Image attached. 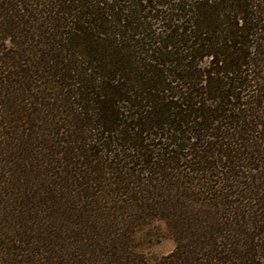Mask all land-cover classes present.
I'll return each instance as SVG.
<instances>
[{
	"label": "trees",
	"instance_id": "obj_1",
	"mask_svg": "<svg viewBox=\"0 0 264 264\" xmlns=\"http://www.w3.org/2000/svg\"><path fill=\"white\" fill-rule=\"evenodd\" d=\"M153 218L264 259V0H0V264H153Z\"/></svg>",
	"mask_w": 264,
	"mask_h": 264
},
{
	"label": "rangeland",
	"instance_id": "obj_2",
	"mask_svg": "<svg viewBox=\"0 0 264 264\" xmlns=\"http://www.w3.org/2000/svg\"><path fill=\"white\" fill-rule=\"evenodd\" d=\"M96 58L99 59L95 61L98 60L97 62L103 65L108 64L102 59H108L107 55L96 56ZM135 239L138 252L143 253L153 264L158 259L171 254L177 246L176 238L169 230L166 222L158 218L145 220L138 225L135 232ZM262 240L264 242V239ZM261 264H264V259H262Z\"/></svg>",
	"mask_w": 264,
	"mask_h": 264
}]
</instances>
